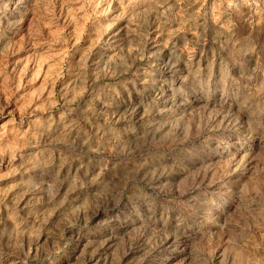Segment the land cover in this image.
<instances>
[{"label":"rangeland","instance_id":"rangeland-1","mask_svg":"<svg viewBox=\"0 0 264 264\" xmlns=\"http://www.w3.org/2000/svg\"><path fill=\"white\" fill-rule=\"evenodd\" d=\"M128 2L0 0V207L7 205L0 223V264L6 254L7 264H55L44 257L61 252V235L70 236L65 225L71 217L57 213L70 198L75 177L60 156L78 150L81 140L92 144L104 137L106 129L103 119L86 125L76 110L65 112L60 95L68 89L77 99L85 94L83 87H73V66L78 61L86 68L91 64L98 47L95 41L102 42L105 28L110 31L115 22L134 28L139 24L137 30L142 31L146 19L149 40L155 38L157 46L168 52L173 68L184 67L185 79L207 82L209 99L217 80L223 95L231 91L246 105L264 110V0H141L154 7L142 11L139 19L130 17ZM149 47L135 61L114 55L104 69L108 75L96 79L97 98L109 91L105 85L114 86L117 93L130 92L133 83L139 89L142 81L157 79L158 63L149 59L153 54ZM206 109L204 104L186 119L176 120L186 135L198 127L196 135L209 139L180 149L184 167L208 164L186 172L178 184L181 192L200 187L204 178L226 164L214 159L219 150L212 138L213 121L219 108ZM38 177L47 179L51 201L33 187ZM125 195L124 204L91 229L73 264H123L129 247L143 235L141 221L151 224L144 191L129 185ZM90 226L91 217L86 223ZM167 254L157 253L154 264H164Z\"/></svg>","mask_w":264,"mask_h":264},{"label":"clouds","instance_id":"clouds-1","mask_svg":"<svg viewBox=\"0 0 264 264\" xmlns=\"http://www.w3.org/2000/svg\"><path fill=\"white\" fill-rule=\"evenodd\" d=\"M126 7L130 17L139 19L142 11L154 5L129 0ZM142 24V31L137 30L139 24L134 28L123 22H115L110 31L105 28L106 38L95 41L98 47L91 64L86 68L78 61L72 69L73 87H83L85 94L77 99L69 94L71 89L61 92L60 107L65 112L76 110L86 125L103 119L106 135L92 141L95 147L81 140L78 150L60 156L75 177L71 196L57 213L71 217L65 225L70 236L61 235L63 250L53 251L44 260L73 264L91 229L124 204L126 190L132 185L144 191L151 224L141 221L144 231L138 240L142 242L136 240L129 247L123 264L130 260L154 264L160 252L168 253L164 264H264V110L246 105L231 91L223 95L217 80L212 82L215 90L209 99L207 82L201 85L185 79L184 67L171 66L168 52L157 46L155 38L149 40L146 19ZM146 45L153 53L149 59L158 63L157 79L142 81L139 89L133 83L130 92L121 89L117 93L114 86L105 85L109 91L98 99L96 79L108 75L104 69L112 57L138 60ZM204 104L208 109L219 108L213 121L216 131L212 138L219 150L214 159L226 164L204 178L200 187L181 192L178 184L186 172L208 164L184 167L180 149L209 139L196 135L198 127L191 136L186 135L176 127V120L186 119ZM146 106L151 107L150 112ZM38 179L33 187L51 201L47 179ZM55 199L60 201V197ZM5 207H0V223ZM89 217L91 226L86 227ZM24 230L29 231L27 225Z\"/></svg>","mask_w":264,"mask_h":264}]
</instances>
